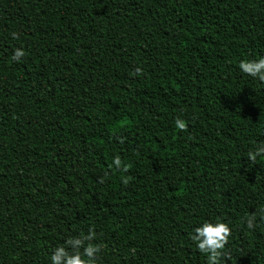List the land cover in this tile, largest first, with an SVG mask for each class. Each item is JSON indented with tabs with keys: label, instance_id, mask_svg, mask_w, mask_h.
Wrapping results in <instances>:
<instances>
[{
	"label": "trees",
	"instance_id": "16d2710c",
	"mask_svg": "<svg viewBox=\"0 0 264 264\" xmlns=\"http://www.w3.org/2000/svg\"><path fill=\"white\" fill-rule=\"evenodd\" d=\"M262 56L264 0H0V264L90 229L96 264H208L205 221L264 264Z\"/></svg>",
	"mask_w": 264,
	"mask_h": 264
},
{
	"label": "clouds",
	"instance_id": "9594fccd",
	"mask_svg": "<svg viewBox=\"0 0 264 264\" xmlns=\"http://www.w3.org/2000/svg\"><path fill=\"white\" fill-rule=\"evenodd\" d=\"M13 39H18L17 33H11ZM25 55L21 49H16L11 59L19 61ZM240 70L251 76L257 78L264 83V56L254 60H243L239 63ZM143 70L141 67H136L133 75L142 76ZM175 126L180 131H187V122L177 117L174 121ZM123 143V140L120 141ZM258 156H264V144L257 146L254 152L248 153V159L255 162ZM114 164L117 168L121 166V159L119 156L115 157ZM128 170V166L124 167V171ZM103 179L100 183H103ZM123 183L127 184L128 179ZM262 214L261 219L264 220V207L259 209ZM257 219V214L252 213L247 217L248 228H253ZM232 235V229L228 223L217 221L215 223L205 221L202 226L194 229V234L190 239L196 244L198 250L207 255L208 264H227L232 259L231 255L225 252V247L229 243V237ZM95 238L94 230H89L87 236L69 237L65 246L57 247L51 255V264H96L97 254L102 250L101 245H93L90 243ZM85 241H89L85 246ZM70 249V250H69ZM81 249L83 251L81 252Z\"/></svg>",
	"mask_w": 264,
	"mask_h": 264
}]
</instances>
